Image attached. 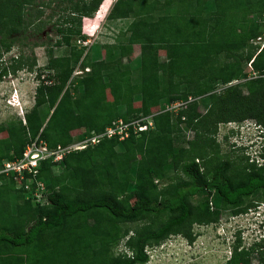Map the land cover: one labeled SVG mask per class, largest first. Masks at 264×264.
<instances>
[{"label":"trees","instance_id":"obj_1","mask_svg":"<svg viewBox=\"0 0 264 264\" xmlns=\"http://www.w3.org/2000/svg\"><path fill=\"white\" fill-rule=\"evenodd\" d=\"M104 1L40 4L54 3L64 16L54 24L57 39L45 49L46 63L36 74L31 108L23 120L0 125L5 133L0 163L20 157L35 139L50 149L67 146L103 133L116 119L127 123L151 115L152 128L137 135L129 128L121 141L102 136L58 163L40 161L34 181L45 185L42 204L31 202L11 176L1 177L0 264H145L147 247L170 236L191 244L193 225H210L221 211L242 216L255 198L264 197V162L249 161L241 147H235L242 150L236 160L202 158V146H217L212 136L219 122L254 120L263 126L262 137L264 47L255 54L249 41L264 29L259 22L264 0H115L106 20L128 23L121 38L103 45V56L91 60L90 47L75 42L85 41L84 26ZM26 6L34 7L33 0H0L3 52L16 40L13 33L23 29L24 17H39ZM61 46L66 54L54 56L51 49ZM220 56L226 61L217 63ZM122 59L132 66L122 65ZM9 62L11 72L35 66L33 56L21 54ZM247 63L250 70L244 72ZM7 72L0 66V78ZM217 86L221 90L215 92ZM188 98L176 112L164 111L172 101ZM204 98L208 105L200 112ZM258 156L264 159L263 149ZM167 164L185 181L159 188ZM203 190L204 197L190 203ZM130 223L138 225L121 228ZM122 239L128 255L109 254V243ZM239 239L237 233L224 264H245L256 249L264 262L261 245L246 249Z\"/></svg>","mask_w":264,"mask_h":264},{"label":"rangeland","instance_id":"obj_2","mask_svg":"<svg viewBox=\"0 0 264 264\" xmlns=\"http://www.w3.org/2000/svg\"><path fill=\"white\" fill-rule=\"evenodd\" d=\"M46 1L47 0H33L34 7L26 6L27 10L25 9V11L27 13H31L30 10H37L40 13L39 17L37 19L24 17L26 24L22 25V27H24L20 30L21 32L19 34L13 33L16 40L13 42L12 46L7 52L0 50V66H4L8 71L4 77L0 78V125L14 123L15 119H21L24 113L28 111L33 104L34 89L35 85L38 83L36 74L46 63L45 49L52 46L57 39V35L54 31V24L64 16L62 8H57L54 3H51L48 6L40 5ZM112 1L113 0L104 1L101 8L93 16L96 21H93V18H91L90 20H87V25L85 26L83 25V22L82 25L88 32V34L83 32V35L86 38L85 41H80L76 38L75 45L85 46L86 48L90 47L89 54L91 55V60L101 58L103 56L102 46L117 42V40L121 38L123 29L128 23V20L122 22L106 20L105 17ZM61 7H63V5H61ZM32 14L33 13H31V15ZM159 48L160 50H163L162 46H159ZM51 50L54 52V56L63 55L65 53V48L62 46L59 48H52ZM96 52H98V57H96ZM19 54H21L22 57L27 58L33 56L35 59V66L32 70H28L27 65L24 64L23 68L17 70V72L10 71V59H15ZM137 54L138 47L134 46L132 55L136 56ZM243 54L245 56V53ZM159 57L162 59V51L159 52ZM225 61L226 58L224 56H220L219 59H217V63ZM129 62L130 61L126 59H122L121 64L132 66ZM243 71H248L247 64L243 68ZM240 84L241 83L237 85L240 86ZM219 90H221V87L217 86L214 91L217 92ZM107 95L109 96V94ZM136 101L137 100L135 99L133 105H137ZM7 102L10 104H7ZM207 105L208 100L204 98L199 107L200 112L205 111ZM118 112L121 113L122 109H118ZM19 113H21V115ZM254 124L257 125V123L251 119H244L240 122H219L216 125L215 133L212 136L213 143L217 145L215 147L217 151L213 147L210 148L212 145L210 147L206 145L202 146V148L204 147L205 153L202 158L205 162H210L213 158L217 160L227 158L232 161L236 160L238 158L237 156L241 157L242 154L240 152L242 150L239 152L235 147L240 143L249 142L251 139L253 140V137H251L253 132L249 128H253ZM260 127L263 129V126L260 125ZM187 134L189 135L190 140L192 133L186 131L185 135ZM4 136L5 133L0 132V138H3ZM179 146L180 144H175L176 148ZM242 149L243 152L245 151L249 153V151L244 148ZM201 151V148L200 151H197L198 156L201 154ZM207 165H209V163H207ZM175 169L176 168L172 167L171 164H167L164 167L163 178L160 181H157L159 188L173 182L177 183L178 181H185L184 176L180 174L179 170ZM205 194L206 191L203 190L196 196L191 197L189 199L190 203H197ZM25 201L24 208L28 209L30 204L27 199H25ZM30 201L32 202V200ZM254 203H256V205H263L264 197L255 198ZM249 211H251V209ZM257 214L258 213H255L253 218H257ZM248 217H250L249 213L247 215L244 214L243 216L231 218L225 211H221L216 217V222L206 226H192L194 238L191 244L187 243L181 236H170L155 247H147L145 250L147 252L148 260L145 264H224L228 258V253L231 252L233 245L232 242L235 240L234 237L236 233L239 232L241 237L239 239V247L246 249H249L250 247L254 249L256 247V245H251V240L254 238L253 235H251V232H247L249 228L251 230V227H248L250 222L248 223L246 220ZM137 225L138 223L124 224L121 225V228H127L130 230ZM253 234L255 235L254 231ZM124 241L125 239H122L117 243H109L106 248L108 253L112 256L121 253L128 255V250L123 245ZM23 259L24 258L22 257V260ZM261 262V255L256 249L249 255L248 261H246L245 264H264V262ZM21 264H24V261Z\"/></svg>","mask_w":264,"mask_h":264},{"label":"built area","instance_id":"obj_3","mask_svg":"<svg viewBox=\"0 0 264 264\" xmlns=\"http://www.w3.org/2000/svg\"><path fill=\"white\" fill-rule=\"evenodd\" d=\"M259 22L261 24H264V13L261 14ZM250 44L256 48L255 53H258L264 47V29L261 30L260 33L250 41ZM252 75L254 74L252 73ZM231 84L229 83L228 85ZM190 100L191 99L188 98L186 102L180 100L172 101L168 105H165L164 111L176 112L178 109L185 107L186 103ZM7 104L10 103L7 102ZM19 114L21 115V113ZM21 120H23V116L21 117ZM129 128L136 135L137 132L152 128L151 115L131 120L127 123H124L121 119H116L104 129L103 133L99 135H93L89 138H85L83 141L72 143L67 146H56L55 148L50 149L47 148L45 143L38 140L36 141L35 139L34 141H31L25 145L20 157L14 158L12 160L1 161L0 178L11 176L17 187L23 185L24 189L30 195V199L33 202L42 204L46 199L45 185L40 181H34L40 161L48 159L51 163H58L67 152L80 150L84 148L87 143L91 145L95 144L102 136H105L107 138L115 137L117 141H121L128 137ZM31 182L34 183L33 188H30ZM209 206L211 207V209L213 208L211 206V203L209 204ZM261 222V228L264 229V220L258 221V223ZM255 227H257V225Z\"/></svg>","mask_w":264,"mask_h":264},{"label":"clouds","instance_id":"obj_4","mask_svg":"<svg viewBox=\"0 0 264 264\" xmlns=\"http://www.w3.org/2000/svg\"><path fill=\"white\" fill-rule=\"evenodd\" d=\"M250 41H249V43H250ZM255 51H256V48H255ZM255 54H257V53H255ZM247 65H248V69L250 70L249 63H247ZM252 76L255 78V75H252ZM40 78H42V76ZM36 85H35V87H36ZM249 129L252 130V132H253V134L251 136V137H253V140L251 139L252 141L249 140V142L240 143V144H238L236 146L237 147L244 148L245 150L249 151V153L244 151V153L249 157V161L255 162L256 164H259L261 162H264V159L259 158V156H258V154L262 152V149L264 150V145H263L264 144V130L262 131V137L260 138L259 134L261 133V131H260L261 127H259V126H257V125L254 124L253 125V128L250 127ZM250 209H251V211H249ZM250 209L247 210V212L249 213V216L250 217H248L246 220L248 221V223L250 222L249 225H248V227L249 226L251 227V230L249 228L247 230V232L248 231L251 232V235H253V237H254L253 240H251L252 241L251 245H257V244H259V245H261L262 248H264V229L261 228L262 222L261 223H258V221H260V220L263 221L264 220L263 219L264 218V204L263 205H256V203H254V206L252 208H250ZM222 212H224V211H222ZM247 212H246L245 215L248 214ZM255 213H258V215H256L257 218H253V215ZM230 217L231 218H235V216H230ZM236 217H238V216H236ZM254 225L255 226L257 225V227H255ZM253 231H254L255 235L253 234ZM238 234H239V238H241L239 232H238ZM235 235H237V233ZM232 244H233V242H232ZM229 256H230V252L228 253V258H229Z\"/></svg>","mask_w":264,"mask_h":264},{"label":"crops","instance_id":"obj_5","mask_svg":"<svg viewBox=\"0 0 264 264\" xmlns=\"http://www.w3.org/2000/svg\"><path fill=\"white\" fill-rule=\"evenodd\" d=\"M113 1H114V0H113ZM113 1H112V2H113ZM111 4H112V3H111ZM110 6H111V5H110ZM85 32H86V34H88V32H87V31H85Z\"/></svg>","mask_w":264,"mask_h":264}]
</instances>
